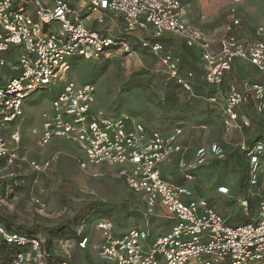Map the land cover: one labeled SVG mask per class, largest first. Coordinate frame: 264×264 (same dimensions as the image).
<instances>
[{"label":"built area","instance_id":"1","mask_svg":"<svg viewBox=\"0 0 264 264\" xmlns=\"http://www.w3.org/2000/svg\"><path fill=\"white\" fill-rule=\"evenodd\" d=\"M244 1L231 0V19L224 26L219 49L213 51L201 31L183 24L179 0H0V53L11 46L23 49L15 75L0 86V161L11 163V146L21 140L17 130L6 138L5 126L23 115L25 99L48 89L70 70L71 58L98 60L114 47L130 52L125 39L105 38L76 21L84 16H95L97 22L102 23L104 12L119 13L128 32L149 26L159 35H170L185 46L198 49L202 66L199 80L212 89L208 101L221 102L229 121L237 119L235 108L248 106L251 101L256 115H262L264 82L253 83L249 90L242 91L234 83L225 84L224 80L235 59L249 62L264 74L262 29H258L260 39L253 43L234 34L240 25L234 15L237 6ZM29 6L34 9L36 19L28 13ZM51 24H56V31L45 32L44 27ZM141 46L158 51L157 45L149 46L147 42H141ZM161 63L183 91L190 90L178 77L180 57L166 52ZM3 64L0 61V66ZM94 102L93 85L78 87L69 82L41 112L40 127L32 130L38 137V147L44 148L54 139L73 144L84 154L85 160L79 163L81 169L91 166L115 169L127 188L142 199L146 220L157 216L159 206L167 212V218L175 221L167 234L151 242L146 228H131L116 235L112 221L96 220L93 227L101 240L93 243L91 249L101 261L114 264H247L264 259V199L257 203L258 214L251 217L249 223L236 227L227 225L226 219L204 199H193L191 188L174 186L160 175L158 166L181 151L180 128L163 133L147 131L141 123H135L133 129L128 130V115L102 118L100 113L93 112ZM240 118L242 127H250L245 115ZM242 150L248 166L247 196L253 198L257 194L264 144L256 141ZM225 158L224 149L217 143H210L196 150L192 163L179 160L178 172L185 182L192 184L197 179L198 167L204 166L209 159L222 161ZM21 161L36 171L48 167V163L39 166L25 158ZM227 192L225 187L217 188L220 195H227ZM248 204L247 199L239 202L244 213ZM0 242L25 249L14 255L11 264H71L67 259H56L55 255L47 253L40 236L8 230L1 223ZM88 245V237H81L76 243L80 250ZM48 257L52 259L50 263Z\"/></svg>","mask_w":264,"mask_h":264},{"label":"rangeland","instance_id":"2","mask_svg":"<svg viewBox=\"0 0 264 264\" xmlns=\"http://www.w3.org/2000/svg\"><path fill=\"white\" fill-rule=\"evenodd\" d=\"M245 3L248 4V10L242 16L244 28L254 31L261 28L264 34V0H246ZM87 18L76 21L85 25ZM119 50L114 47L108 55L98 60L71 58L70 70L48 89L25 99L23 115L4 128L6 138L17 130L20 135L27 134L33 139H28L26 143H22L21 139L17 145L11 146V163L0 161L3 177L0 182L4 184H0V214L8 217L19 228L32 231L36 227L52 229L61 225L68 217L67 209L74 208L76 203H85L90 207V211L83 215L77 225L57 236L47 234L43 238L47 253L55 255L53 257L56 259H67L71 264H81L83 255L80 256L75 242L78 237L87 235L97 219L114 221L120 229L136 228L143 221L144 210L140 196L127 188L114 168L91 166L81 169L79 162L85 160L84 154L63 140L54 141L51 148L38 147V137L32 134V130L39 127L41 112L48 108L52 98L63 91L69 82L78 87L91 84L95 89L93 112L109 119L121 114L128 115V130H132L137 121L149 124L158 122L161 113L165 116L167 112L173 114L165 119L186 123L189 122L188 115H193L194 109L199 108V104L196 105L191 99L179 101L163 96V93L181 92L159 60L144 52L132 54ZM7 65L5 71L9 78L13 65L10 61ZM220 113L209 115L212 120H204L212 129L210 132L214 139H224L226 136L229 139L227 142L232 144V147L228 145L225 149L226 160L231 161V165L217 169L225 173L231 171L239 177L246 176L248 166L242 148L246 147L249 140L264 136L263 124L258 123L252 130L253 136L247 140L244 130L237 127L229 129L226 117ZM256 117L262 121L264 113ZM261 142L264 144V139ZM228 150L234 151V160L230 159L231 151ZM23 158L39 166L48 163V167L41 171L32 170L21 161ZM263 161L260 170L264 174ZM35 201L40 203L36 204ZM42 204L45 206L42 207ZM247 264H264V259Z\"/></svg>","mask_w":264,"mask_h":264},{"label":"crops","instance_id":"3","mask_svg":"<svg viewBox=\"0 0 264 264\" xmlns=\"http://www.w3.org/2000/svg\"><path fill=\"white\" fill-rule=\"evenodd\" d=\"M179 1L182 8L183 24L201 31L210 43L211 49L213 51H217L219 49L220 37L225 33L224 26L231 19L229 12L230 7L232 5L231 0ZM245 2L246 1L240 3L237 6L236 14L234 16L236 19L239 20L240 25L235 29L234 34H236L240 38L247 40L248 43H253L254 41L260 39L261 33H258V29L254 31L251 29L249 30L248 28H244L242 16L244 15L245 11L248 10V4H246ZM71 5L76 7L73 2H71ZM27 11L32 18L36 19V14L32 7L29 6ZM87 19L88 21L84 26L90 31H95L99 35L105 38L113 39L115 41L125 39L130 48L129 53L135 54L136 52H144L150 57L159 60L160 63L162 56L166 52H172L174 55L180 57L181 63L178 71V77L189 85L190 90L183 91L180 85L176 83L175 79L169 75L173 79V81L178 85L179 92L181 93H163V96H165L166 99L177 98V100L179 101L182 99H187L189 101L193 100L195 101L196 105L197 103L199 104V108L194 109L193 115H188L187 121L189 122L186 123L165 119L172 116V112H167L165 116L163 113H161L159 117L161 118V122L158 121L151 124L142 123L140 121L135 122L141 123L147 131L159 130L163 133H170L174 129L180 128L182 130V133L178 138V143L181 146V151L173 154L169 162L161 163L158 166V170L162 179L174 186H185L191 188L194 193V200L204 199L218 215L222 217L227 216L229 218H232V216L235 215V213L240 209V207L235 208L233 206H228L227 204L232 202L238 203L245 199L244 195L246 194V192H248L249 189L247 183V174L246 176L242 175V177H239L231 171H228V173H225L220 170L218 171L217 167H221L227 164L231 165V161H227L226 158L224 161H215L213 159H209L202 168L197 169V179L192 184L185 182L180 177L178 172L179 160L183 159L186 163H192V159H194L195 152L200 147L207 146L210 143L219 144L224 149V151L225 149L227 150L228 145L232 147V144L230 142H227V140L229 141V139H227L226 136L224 139H214L211 136L212 132H210L212 129H210V126L205 124L204 122L205 119L212 120L209 115H215L220 112V114H222L223 110L221 102L219 104H212L208 101V98L212 95V89L210 86L202 83L199 80V76L202 70L199 50L196 48H189L185 46L182 42L178 41L176 38L170 35H159L155 31H153V29L149 26L145 28H136L132 32H128L126 25L122 19V16L119 13L104 12L102 23H98L97 18L95 16H88ZM44 30L48 33L55 32L56 24L47 25L44 27ZM141 42H147L149 46L157 45L158 51H152L150 48L142 47ZM22 53L23 49L20 46H11L9 50L0 53V61H3L4 63L3 66H0V86L5 85L7 81L15 75L17 61L20 54ZM8 61L12 62L13 65V72L11 77L9 78L8 73H6L5 71V66L7 65ZM161 65L163 66L162 63ZM224 80L225 84L234 83L240 90L246 91L249 90L250 86L253 83L264 82V74L259 73L256 68L252 66L249 62L242 59H235L231 70L225 74ZM190 91L191 93H187ZM207 101L209 102L208 104L206 103ZM234 112L237 116L235 122L229 121V119L223 113L224 118L226 117V126L229 129H243L246 133L247 140L250 139V136H253L252 130L255 128V126L251 128L242 127L240 117L242 115H245L248 118V116L251 117L252 115H256L254 103L251 101L248 106L242 108H235ZM232 124L233 126H231ZM21 139L22 143H26L28 139L33 138L27 134H23V136L21 135ZM57 140L60 139H54L46 147L51 148V143ZM256 141H258V138H254L253 141L249 140L247 145L249 146ZM259 141L261 142V139H259ZM74 147L78 152L76 146ZM230 151L231 150H228L227 152ZM229 155L230 159L233 158L232 160H234V151H231ZM260 157L262 158L261 165H263L262 160L264 159V152L261 153ZM30 160H33V158H31ZM262 174L263 170L261 169L258 185L256 188V196L253 198H249V202L253 206H256L260 200L264 199V174ZM219 187L227 188L228 192L226 196L217 193V188ZM242 190L246 191L244 195ZM221 206L225 207L224 212H222ZM156 215V217H150L147 220L143 218V221L136 227L140 229H148L151 242L154 241L157 237L167 234L171 226L175 223L173 219L167 218V212L159 206H157L156 208ZM112 222L115 225L116 235H120L123 232L131 229H120L117 227V224L114 221ZM86 234L87 235L82 236L89 238V245L85 250L78 249V247L76 246L77 241L75 242V247L80 253V256L83 255L81 256V264H114L101 261L94 253V251H92L91 245L93 243L100 242L101 240L100 235L97 231H95L93 224L91 229L87 231Z\"/></svg>","mask_w":264,"mask_h":264},{"label":"trees","instance_id":"4","mask_svg":"<svg viewBox=\"0 0 264 264\" xmlns=\"http://www.w3.org/2000/svg\"><path fill=\"white\" fill-rule=\"evenodd\" d=\"M256 118H257L256 115H252L251 117L248 116V119L250 121V128L257 126L258 123L263 124L261 126L264 127V120L258 121ZM157 131H159V130H157ZM160 132H162V131H160ZM257 138L263 140L264 136L260 135V136H257ZM224 160H222V161H224ZM202 167L203 166L198 167L197 169L202 168ZM197 169H196V171H197ZM0 184H2V186L4 185L3 182H0ZM242 192L244 195L246 191L242 190ZM244 196H245V199H247L249 202L247 192ZM227 205L233 206L235 208H239V202L238 203L232 202V203H229ZM221 207H222V209H221L222 212H224L225 207H223V206H221ZM80 210H82V211H80ZM239 210L242 211L241 208ZM239 210L235 213V215L232 216V218H229L227 216L223 217L224 219H226L227 225H229L231 227H236L239 225L247 224L250 222L251 217L256 216L258 214L257 205L253 206L250 202L248 204V208H247L245 213L243 211H242L243 212L242 213ZM88 211H90V207L88 205H86L85 203H76L74 208H68L67 209L68 217L66 220H64L61 223V225H59L60 227L57 226V227L52 228V229H42V228L36 227L37 229H34L32 231H26V230L16 226L8 217L3 216L2 214H0V223L3 224L8 230H16L17 229V230H21L27 234H30V235H38V236H40V238L43 241V238H45L47 234H51V236H57L60 233L69 230L71 228V226L77 225L79 223V221L82 219L83 215L85 213H87ZM81 237L82 236H80L78 238L76 237L77 238L76 241H78ZM24 251H25L24 248L16 247L15 245L7 244L5 242H0V264H11V261H12L14 255L17 253H20V252H24ZM47 259H48V263H50L52 260L51 257H48Z\"/></svg>","mask_w":264,"mask_h":264}]
</instances>
